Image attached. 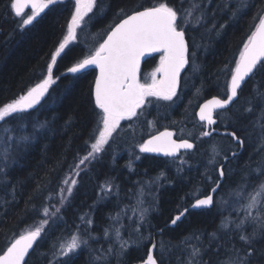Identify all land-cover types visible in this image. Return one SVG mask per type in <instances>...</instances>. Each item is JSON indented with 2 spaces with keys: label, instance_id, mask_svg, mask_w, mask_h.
<instances>
[{
  "label": "trees",
  "instance_id": "trees-1",
  "mask_svg": "<svg viewBox=\"0 0 264 264\" xmlns=\"http://www.w3.org/2000/svg\"><path fill=\"white\" fill-rule=\"evenodd\" d=\"M165 2L179 10L196 3L205 13L199 23L194 17L200 11L189 18L190 23L181 21L189 56L179 91L172 101L146 99L143 114L125 120L131 121L130 128L119 129L105 150L80 168L78 183L61 204L62 181L70 176V165L74 168L90 151L85 142H94L92 133L100 113L93 96L95 70L69 73L68 68L93 53L124 17ZM247 2L251 6L234 16L240 0H96L77 28V38L57 57L54 83L44 101L0 122V153L11 145L7 160L0 156L4 168L0 173V254L44 219L48 224L43 225L26 264H142L153 232L160 229L155 239L158 264H188L193 246L201 250L196 259L202 264H223L234 254L233 246L245 247L238 232L221 224L243 215L238 209L244 201L237 202L233 190L245 183L248 174L249 190L259 183L253 170L264 160V69L258 66L231 107L216 114L220 129L244 141L241 150L229 137L203 141L195 114L204 100L227 96L231 69L259 22L254 17L264 7V0ZM10 4L11 0H0V106L18 99L47 75L52 53L67 35L76 7L75 0H57L32 24L20 28L31 14L16 17ZM156 65L157 61L151 68L143 65L142 74ZM4 128L10 131L5 133ZM166 129L177 139L194 142L193 151L176 159L139 151L146 138ZM9 135L11 141H7ZM25 135L31 139L17 144L16 138ZM213 145L221 154L209 164ZM232 152L238 153L223 165L225 176L213 205L188 210L174 227H165L194 200L209 194L223 157ZM45 206L48 217L43 215ZM72 235L87 243L67 257L60 256V244ZM257 247H264V241Z\"/></svg>",
  "mask_w": 264,
  "mask_h": 264
},
{
  "label": "snow or ice",
  "instance_id": "snow-or-ice-1",
  "mask_svg": "<svg viewBox=\"0 0 264 264\" xmlns=\"http://www.w3.org/2000/svg\"><path fill=\"white\" fill-rule=\"evenodd\" d=\"M56 2L57 0H11L10 7L16 17H21L24 9L31 7V15L23 19L22 24L19 25L20 28H24L32 24L36 17ZM95 2L96 0H75V12L68 24L67 35L64 36L63 41L52 53V62L47 66V75L18 99L0 106V122H6L8 119L32 109L45 96L49 86L54 83L53 65L57 57L64 52L70 41L77 38V28L84 21L87 14L93 10ZM250 6L247 0H240V5L233 11V15L242 14ZM197 11H200L201 15L194 17ZM259 11L261 14L254 17V20L258 19L259 22L248 37L235 67L231 69V79L227 86V98L213 97L200 106L199 118L201 121H206L208 125L216 123L213 119L215 110H225L237 98L238 89L241 88V84L246 77L253 75L254 70H258V66L259 69H264V7ZM203 15H205L203 9L196 3H192L190 7L183 10L169 6L165 2L134 11L133 14L122 19L120 23L112 28L107 34V38L99 44V47L93 53L76 63L75 66L68 68L69 73L80 72L90 65H94L99 69L93 94L95 106L100 110L97 126L92 133L94 142L90 144L89 141L85 142L91 150L79 159L74 168L70 165V169H72L69 173L70 176H79L80 172L78 170L81 165L96 159L105 150V145L109 144L113 134L119 129L121 121L131 120L134 117L138 118L143 114L142 106L147 102L146 98L155 97L164 101H172L176 95L177 77L181 69L188 63L186 58L188 48L185 42V30L181 21L183 20L187 24L191 22L189 18L194 17L196 22L199 23ZM223 27L221 25V28ZM152 52L163 53L160 66L156 70L162 73V78L157 80L154 73L151 83H141L137 79L140 59L146 53ZM258 95L261 94L258 93ZM40 127H44V125H40ZM9 131V128L3 129L5 133ZM201 135L208 137L210 133L204 131ZM231 135L234 140H239L235 133ZM172 136L173 133L170 131L160 132L140 144L139 149L143 153L157 152L166 156H174L180 149H193L194 145L187 139L177 142ZM12 139L13 137L10 135L7 137V141ZM30 139L31 137L27 135L20 136L16 138V143L20 144ZM7 141L5 142L7 143ZM239 143L243 146L244 141L239 140ZM10 147L11 145L8 144V147L0 153L5 161L8 158ZM211 152L209 164L217 162L216 157L221 154L215 145L211 147ZM233 155L236 154L233 153ZM224 159L227 160L228 157L224 156ZM253 171L257 174L259 183L249 190L247 180L251 176L248 174L245 183L238 185L237 189L233 190L237 202L244 201L238 209V212H243V215L239 216L237 220L226 218L221 224L224 229L238 232L239 240L243 242L245 247L236 249L233 246L231 251L234 254L230 255L223 264H259L260 261H264V247H257L261 241H264V160ZM2 172H4V168L0 167V173ZM219 174L223 179L225 176L223 166H221ZM77 183V179L72 178L69 183V178L65 177L62 184L66 186L67 195L64 194L65 188H61V204L71 195L73 187ZM216 183L217 186L212 190L213 193L219 190L220 181ZM213 203L214 196L207 195L203 199L197 198L193 207H209ZM253 210H255V214H253ZM59 211L60 209L57 208L56 212ZM43 215L45 217L49 216L48 206L43 208ZM179 219L180 216H177L172 223L175 224ZM45 224H48L47 219L42 220L41 226L26 231L14 239V242L0 255V264H22V262L26 264L25 257L29 254V250L33 249L34 243L41 238L44 231L43 225ZM248 226L252 227L251 232L246 231ZM82 243L86 244L87 241H82L77 235H72L70 240L60 244L58 253L60 256L67 257L80 248ZM200 254L201 250L193 246L188 264H202V261L196 259ZM60 264H65V262L61 261ZM146 264H156L151 252Z\"/></svg>",
  "mask_w": 264,
  "mask_h": 264
},
{
  "label": "water",
  "instance_id": "water-1",
  "mask_svg": "<svg viewBox=\"0 0 264 264\" xmlns=\"http://www.w3.org/2000/svg\"><path fill=\"white\" fill-rule=\"evenodd\" d=\"M142 10H143V9H142ZM26 12H30V13H31V7H30V6H29V7H26V8L24 9L23 14H25ZM23 14H22V15H23ZM131 14H133V13H131ZM131 14H129V15H131ZM38 17H39V16H38ZM38 17H36V19H37ZM126 17H127V16H126ZM126 17H124L123 19H125ZM36 19H35V20H36ZM35 20H34V21H35ZM34 21H33V22H34ZM120 21H121V20H120ZM120 21H119L118 23H120ZM118 23H116V24H118ZM116 24H115V25H116ZM115 25H114L112 28H114ZM112 28H111V30H112ZM111 30H110V31H111ZM110 31H109V32H110ZM106 38H107V36H106L104 39H106ZM104 39H103V40H104ZM185 42H186V45H187V48H188V42H187V40H186V37H185ZM101 43H103V41H102ZM188 52H189V49H188V51H187V53H186V58H187V59H188ZM160 53H162V52L146 53L144 56L141 57L140 62H139V68H138V71H137V79H138V80H139V73H140V70H141L142 64H143L147 59H149L150 57H152L153 55L160 54ZM187 64H188V63H187ZM187 64H185L184 68L181 69V71H180V73H179V75H178V77H177L176 92H177V91L179 90V88H180V80H181V77H182L183 73L186 71ZM88 70H95V73H96V74H95V79H96V76L99 74V69H97L94 65H90V66L86 67L85 69H83V70H81L80 72H77V73H82V72H85V71H88ZM254 72H255V70H254ZM251 76H252V75H251ZM251 76H250V77H251ZM250 77H246L245 81L242 82V84H241V88H242L243 85L248 81V79H249ZM95 79H94V85H93V93H94V87H95ZM230 79H231V77H230ZM229 82H230V80H229ZM241 88L238 89V95H239V91L241 90ZM46 96H47V93L45 94L44 97H42V98L40 99V101H39L36 105H34L33 108H36L38 105H40V104L44 101V99L46 98ZM93 96H94V94H93ZM212 98H213V97H212ZM212 98H209V99L205 100L204 102H202V103L200 104V106H201L202 104H204L205 102H207L208 100L212 99ZM216 98H219V97H216ZM226 98H227V96H226L225 98H221V99H226ZM237 98H238V96H237ZM237 98H235L234 101L231 102L230 105H229L226 109L230 108L231 105L237 100ZM200 106L198 107V109H197V111H196V118H197L198 122H200V123H204V125H205V129L207 130L209 127H213L216 123H214V124H212V125H208L206 121H201V120H200L199 115H198V113H199V111H200ZM33 108H32V109H33ZM28 110H30V109H28ZM217 111H222V110H215V111L213 112V119H214L215 121H216V119H215L214 116H215V113H216ZM216 122H217V121H216ZM164 131H166V130H163V131H160V132H164ZM167 131H169V130H167ZM160 132H157V133H155V134L152 135V136L158 135ZM170 132H171V131H170ZM213 132H214L215 134H217V135H227V136H229V137H231V138L233 139V137H232V135H231L233 132H231V131L212 130L211 133H213ZM152 136H151V137H152ZM151 137H149L148 139H150ZM172 138H173L174 140H176V139L174 138V135L172 136ZM148 139H147V140H148ZM239 140H241V139H239ZM239 140H234V139H233L234 143L239 144V146H240V150H241V149H242V146H241V144L239 143ZM176 141H177V142H180L181 140H176ZM190 150H191V149H188V150H186V149H180V150H178V152H177L174 156H166V155H164L163 153H157V152H148V153H144V154H146V155H152V156L160 157V158H165V157H167V158H175V157H177L181 152H186V151H190ZM142 153H143V152H142ZM233 153L237 154L238 152H233ZM233 153L230 154V156L228 157V159L234 157ZM228 159H227V160H228ZM227 160L223 159L222 164H221V165L219 166V168H218V180H217V181H220V184L222 183L223 179H221V177H220L219 170H220L221 166H223V165L226 163ZM216 186H217V183L213 186V188L210 190V192H209L208 195H213V196H214V195L216 194L217 191H216L215 193H213V191H212L214 188H216ZM219 187H220V186H219ZM204 197H205V196H204ZM204 197H201V198H199V199H203ZM195 201H196V200H195ZM195 201H194V202H193L188 208H185V209L182 210L178 215H175V216L172 218V220H171V221H170L165 227H170V228L174 227L178 222H180V221L183 219L184 215L186 214V212H187L188 210L209 209V208L212 206V205H211V206H209V207H193V205L195 204ZM181 214H182V215H181ZM177 216H180V219L177 220L175 224H173L172 221H173L174 219H176ZM163 229H164V228H163ZM161 231H162V229L153 232V234H152V241H151V244H150V247H149L148 253H147L146 258H145V260H144V262H143L142 264H146V262H147V258H148V256H149L150 252H151L153 258H154L155 261H156V258H155V247H156L155 239H156V235H157V234H160ZM13 242H14V241H13ZM37 242H38V241H37ZM37 242L34 243V247H33V249H30V250H29V254L26 255L25 260H27V258H28V256L30 255V253L34 250V248H35ZM10 245H11V244H10ZM10 245H9V246H10ZM5 251H6V250H5ZM2 254H3V253H2ZM2 254H0V255H2ZM22 264H24V262H22ZM156 264H158L157 261H156Z\"/></svg>",
  "mask_w": 264,
  "mask_h": 264
},
{
  "label": "flooded vegetation",
  "instance_id": "flooded-vegetation-1",
  "mask_svg": "<svg viewBox=\"0 0 264 264\" xmlns=\"http://www.w3.org/2000/svg\"><path fill=\"white\" fill-rule=\"evenodd\" d=\"M163 55V53H161V54H159L158 56H156V58L154 59V60H152L151 58L150 59H148L145 63H144V65L145 64H147L148 63V68H151V67H153L152 65H153V63L155 62V61H160V59H161V56ZM152 60V61H151ZM157 66V65H156ZM156 66H155V68H156ZM159 66H160V64H159ZM142 70H143V66H142ZM140 82L142 83L143 82V75H142V71H141V75H140ZM205 101V100H204ZM202 103V102H201ZM216 114L217 113H215V118H216V121H217V116H216ZM196 115V114H195ZM123 122H125V120L123 121ZM122 122V123H123ZM201 124V127H202V130H203V132L204 131H208L209 133H210V136H208V137H204V136H202V140L203 141H214V140H217V139H219V138H226V137H229V136H227V135H217V134H215L214 132L213 133H211V131L212 130H224V129H220L219 127H218V121H217V123L213 126V127H209L207 130L205 129V125H204V123H200ZM226 131V130H225ZM228 131V130H227ZM153 135V134H152ZM151 136V135H150ZM149 136V137H150ZM148 137V138H149ZM230 138V137H229ZM147 139V138H146ZM232 139V138H231ZM188 141H190V143H192L193 145H194V147H195V144H194V142H192L191 140H188ZM232 142H233V144H235L236 145V143H234V141H233V139H232ZM204 145V143L201 145V146H203ZM194 147H193V149H194ZM193 149H191L190 151H186V152H183V153H180L179 155H178V157L180 156V155H184V154H186V153H188V152H191V151H193ZM160 158V157H159ZM165 158H167V157H165ZM167 159H171V158H167ZM223 159H224V157H223ZM223 159H222V161H223ZM222 163V162H221ZM193 203V202H192Z\"/></svg>",
  "mask_w": 264,
  "mask_h": 264
},
{
  "label": "rangeland",
  "instance_id": "rangeland-1",
  "mask_svg": "<svg viewBox=\"0 0 264 264\" xmlns=\"http://www.w3.org/2000/svg\"><path fill=\"white\" fill-rule=\"evenodd\" d=\"M74 41V40H73ZM73 41H70L69 43H72ZM67 46V45H66ZM159 64H160V61H158V65L156 66V68L153 70L152 69V71L150 70V69H148V70H146V72H144L142 75H143V82L142 83H151L152 82V79H153V74L155 73V76H156V79L157 80H159V79H161V74L162 73H159V72H157L156 70H157V68L159 67ZM148 98H150V97H148ZM148 98H146V99H148ZM122 122L123 121H121V123H120V127H119V129H121L122 131H125V130H128V128H130V124L132 125V123H131V121H126L125 122V125H122ZM122 126V127H121ZM118 129V130H119ZM117 130V131H118ZM116 134V132L113 134V136ZM138 148H139V146H138ZM91 150V149H90ZM83 165H81V167H82ZM80 167V168H81ZM78 171H80V169L78 170ZM69 178V183L71 182V179L72 178H77V176H69L68 177ZM63 188H65V195H67V193H66V186L63 184Z\"/></svg>",
  "mask_w": 264,
  "mask_h": 264
},
{
  "label": "bare ground",
  "instance_id": "bare-ground-1",
  "mask_svg": "<svg viewBox=\"0 0 264 264\" xmlns=\"http://www.w3.org/2000/svg\"><path fill=\"white\" fill-rule=\"evenodd\" d=\"M221 164H222V163H221ZM200 198H201V197H200ZM168 228H169V227H168ZM161 232H162V231H161ZM160 234H161V233H160ZM157 235H159V234H157ZM157 235H156V236H157Z\"/></svg>",
  "mask_w": 264,
  "mask_h": 264
}]
</instances>
